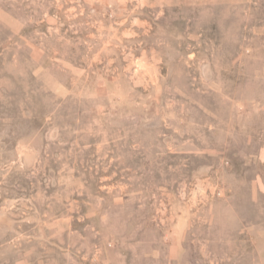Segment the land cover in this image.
<instances>
[{
  "label": "rangeland",
  "instance_id": "obj_1",
  "mask_svg": "<svg viewBox=\"0 0 264 264\" xmlns=\"http://www.w3.org/2000/svg\"><path fill=\"white\" fill-rule=\"evenodd\" d=\"M0 264H264V0H0Z\"/></svg>",
  "mask_w": 264,
  "mask_h": 264
},
{
  "label": "crops",
  "instance_id": "obj_2",
  "mask_svg": "<svg viewBox=\"0 0 264 264\" xmlns=\"http://www.w3.org/2000/svg\"><path fill=\"white\" fill-rule=\"evenodd\" d=\"M97 27V26H96ZM129 78H131V77H129ZM145 80H146V78L144 77V79H143V82H145ZM151 82V81H150ZM152 99H154V98H152ZM138 104H140V103H138ZM143 126H144V123H143ZM145 126H147V123L145 122ZM130 127V124L128 125V128ZM250 199L252 200V199H256L255 197H250ZM231 215H234V214H231L230 212H228L227 213V216H231ZM236 218H238L237 217V215L234 217V221L236 220ZM238 220V219H237Z\"/></svg>",
  "mask_w": 264,
  "mask_h": 264
}]
</instances>
